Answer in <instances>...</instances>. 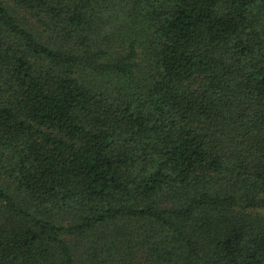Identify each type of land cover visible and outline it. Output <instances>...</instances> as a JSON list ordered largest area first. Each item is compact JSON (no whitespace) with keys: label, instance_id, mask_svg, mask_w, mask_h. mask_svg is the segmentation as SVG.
Listing matches in <instances>:
<instances>
[{"label":"trees","instance_id":"16d2710c","mask_svg":"<svg viewBox=\"0 0 264 264\" xmlns=\"http://www.w3.org/2000/svg\"><path fill=\"white\" fill-rule=\"evenodd\" d=\"M0 264H264V0H0Z\"/></svg>","mask_w":264,"mask_h":264}]
</instances>
